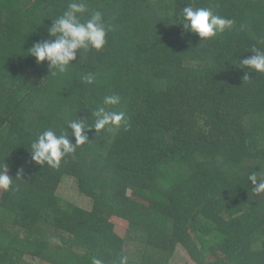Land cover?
<instances>
[{
	"label": "trees",
	"instance_id": "1",
	"mask_svg": "<svg viewBox=\"0 0 264 264\" xmlns=\"http://www.w3.org/2000/svg\"><path fill=\"white\" fill-rule=\"evenodd\" d=\"M69 2L0 0V165L14 179L0 189V264H171L179 245L196 264H264V193L248 180L264 169V74L239 61L264 50V0H85L82 18L99 10L111 26L107 43L51 76L28 51ZM188 4L235 27L203 39L173 24L167 12L179 23ZM113 94L124 126L90 130L59 168L32 160L40 132L94 123ZM66 177L92 210L58 195Z\"/></svg>",
	"mask_w": 264,
	"mask_h": 264
},
{
	"label": "clouds",
	"instance_id": "2",
	"mask_svg": "<svg viewBox=\"0 0 264 264\" xmlns=\"http://www.w3.org/2000/svg\"><path fill=\"white\" fill-rule=\"evenodd\" d=\"M88 11L85 0H71L67 10L62 15L56 17L52 26L48 29V40L34 42L28 51L34 57L37 64L47 61V67L51 71V76L61 75L68 72L71 63L77 59V50L84 51L92 48L101 50L107 43L108 33L111 26L104 20V14L97 10L90 14L89 18L83 19V15ZM167 17L173 20V24H182L183 28L191 33L198 34L203 39L215 38L223 34L226 30L231 31L235 27V21L221 17L210 8L197 7L188 4L182 8L180 22H175V9L167 12ZM183 38V34H182ZM264 43V40L260 41ZM255 55L239 60L240 67L255 71L256 74H264V50L253 47L251 49ZM85 84H93L95 75L88 73L81 77ZM248 81L247 75L243 77ZM121 102L119 95H107L101 105H97L91 111L94 123H86L89 119H74L67 121V130L59 131L47 128L40 132L37 138L31 143L30 154L32 160L39 165L45 163L52 168H59L62 160L70 154L74 156L77 148L90 142L88 132L95 130L98 134L101 131H113L125 125V113L113 110ZM70 129V131L68 130ZM74 137L75 143L72 142ZM261 169V168H260ZM9 167L6 163L0 165V189L9 191L14 179L9 174ZM24 169L20 168L17 178L21 179ZM248 180L253 185V191L264 193V169L254 171L248 176ZM130 257L122 254L118 258V264H129ZM92 264H104V261L96 256L92 257Z\"/></svg>",
	"mask_w": 264,
	"mask_h": 264
},
{
	"label": "rangeland",
	"instance_id": "3",
	"mask_svg": "<svg viewBox=\"0 0 264 264\" xmlns=\"http://www.w3.org/2000/svg\"><path fill=\"white\" fill-rule=\"evenodd\" d=\"M58 195L66 202L77 205L86 210H92L93 200L80 193L77 186V181L73 177H66L59 186ZM115 232L122 238L127 236V231L120 227L115 228ZM27 261L31 264H43L37 259L27 256ZM46 264V263H45ZM171 264H196L181 245L178 246L175 255L171 259Z\"/></svg>",
	"mask_w": 264,
	"mask_h": 264
}]
</instances>
